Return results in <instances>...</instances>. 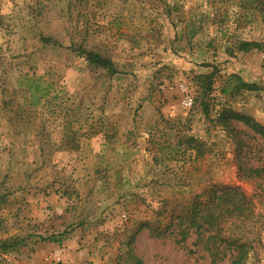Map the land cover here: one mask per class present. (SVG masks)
<instances>
[{"label":"rangeland","instance_id":"rangeland-1","mask_svg":"<svg viewBox=\"0 0 264 264\" xmlns=\"http://www.w3.org/2000/svg\"><path fill=\"white\" fill-rule=\"evenodd\" d=\"M235 74L256 87L237 92ZM25 75L49 85L35 104ZM223 107L264 125V0H0V240L23 239L0 264H230L149 228L212 184L251 199L252 216L224 230L264 264V175L240 176ZM246 130L241 153L264 168V138Z\"/></svg>","mask_w":264,"mask_h":264},{"label":"trees","instance_id":"trees-1","mask_svg":"<svg viewBox=\"0 0 264 264\" xmlns=\"http://www.w3.org/2000/svg\"><path fill=\"white\" fill-rule=\"evenodd\" d=\"M41 40L45 43H50L53 39L49 36H43ZM258 41H241V48L243 50H250L253 48L261 49L263 46ZM80 54L84 56L90 64L98 67H103L108 70L110 74L118 72L114 61L110 56L102 54L99 50L87 48L83 44L79 46ZM26 79L25 86L29 93L32 103H37L41 96L47 95L45 90L49 85L42 84V78H33V76H23ZM237 81V92L241 91L243 87L252 88L255 85L246 82L241 76L235 74L230 79ZM200 80L207 87L213 83V75H204ZM210 85V86H208ZM45 91V92H44ZM223 91H229L228 88H223ZM207 94L201 97V103L204 107V113L209 114L210 101L206 100ZM214 120V118H213ZM217 123L223 125L232 134L233 138L239 141L242 152L243 137L242 133H247V130L259 134L264 138V125L254 120L252 117L241 114L227 107H223L219 116L215 120ZM241 126H245L242 128ZM182 143L196 149V153H202L198 146L197 139L194 136L186 137ZM238 143V142H237ZM238 152L237 163L238 171L241 177L256 178L264 175V168L248 165L243 153ZM253 205L247 194L239 187L226 184H212L199 194H195L190 202L178 214L172 215L171 220L166 224L165 228L160 226H150L151 233L155 236L164 237L167 235H174L178 243L185 244L190 237H194V248H190V252L205 251L214 262L229 258L230 264H246L247 258L252 248L248 241H241L234 233L227 235L224 230V223L230 219L238 221L242 218H249L253 214ZM23 239L8 238L0 240V249L8 250L9 248L19 244ZM53 241H60L58 236H52ZM135 258L136 264H143L142 259L132 255Z\"/></svg>","mask_w":264,"mask_h":264},{"label":"built area","instance_id":"built-area-1","mask_svg":"<svg viewBox=\"0 0 264 264\" xmlns=\"http://www.w3.org/2000/svg\"><path fill=\"white\" fill-rule=\"evenodd\" d=\"M186 103L188 104V105H192V103H193V99L190 97V98H187L186 99Z\"/></svg>","mask_w":264,"mask_h":264}]
</instances>
